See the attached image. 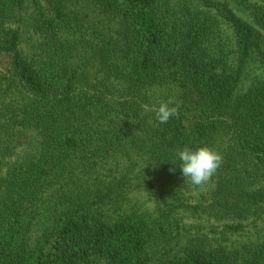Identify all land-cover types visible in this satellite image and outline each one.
Listing matches in <instances>:
<instances>
[{"label": "trees", "instance_id": "1", "mask_svg": "<svg viewBox=\"0 0 264 264\" xmlns=\"http://www.w3.org/2000/svg\"><path fill=\"white\" fill-rule=\"evenodd\" d=\"M0 264H264V0H0Z\"/></svg>", "mask_w": 264, "mask_h": 264}, {"label": "clouds", "instance_id": "2", "mask_svg": "<svg viewBox=\"0 0 264 264\" xmlns=\"http://www.w3.org/2000/svg\"><path fill=\"white\" fill-rule=\"evenodd\" d=\"M179 108L180 102L173 98L162 101L156 109V118L160 123H167L170 118L178 117ZM177 155L183 177L195 186L210 181L222 163V155L206 145L195 149L185 146L178 150ZM169 171H174V169H169Z\"/></svg>", "mask_w": 264, "mask_h": 264}]
</instances>
